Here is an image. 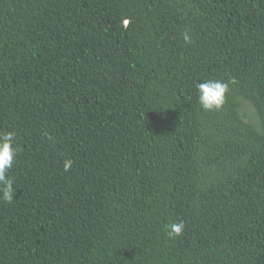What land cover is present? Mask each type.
I'll return each instance as SVG.
<instances>
[{
	"label": "trees",
	"instance_id": "obj_1",
	"mask_svg": "<svg viewBox=\"0 0 264 264\" xmlns=\"http://www.w3.org/2000/svg\"><path fill=\"white\" fill-rule=\"evenodd\" d=\"M4 131L0 264H264V0H0Z\"/></svg>",
	"mask_w": 264,
	"mask_h": 264
},
{
	"label": "clouds",
	"instance_id": "obj_2",
	"mask_svg": "<svg viewBox=\"0 0 264 264\" xmlns=\"http://www.w3.org/2000/svg\"><path fill=\"white\" fill-rule=\"evenodd\" d=\"M183 39L186 43L191 42V37L187 32L183 33ZM234 83V79H230L228 82L218 79H205L196 85L197 103L205 111L219 110L226 101V94L230 91L229 85ZM15 139L14 131L0 132V200L9 203L13 200L15 191L14 181L8 175L18 151L14 143ZM71 165V159L65 160L64 170L68 171ZM184 228L183 221L170 223L166 225L167 235L169 237L179 236L183 233Z\"/></svg>",
	"mask_w": 264,
	"mask_h": 264
},
{
	"label": "rangeland",
	"instance_id": "obj_3",
	"mask_svg": "<svg viewBox=\"0 0 264 264\" xmlns=\"http://www.w3.org/2000/svg\"><path fill=\"white\" fill-rule=\"evenodd\" d=\"M248 109H249V111L251 112L250 107H249Z\"/></svg>",
	"mask_w": 264,
	"mask_h": 264
}]
</instances>
